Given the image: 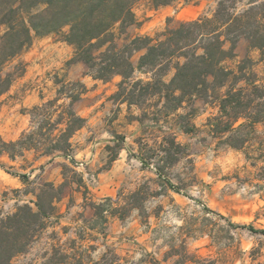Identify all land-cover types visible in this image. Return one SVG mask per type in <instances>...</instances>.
Here are the masks:
<instances>
[{
    "label": "clouds",
    "instance_id": "9594fccd",
    "mask_svg": "<svg viewBox=\"0 0 264 264\" xmlns=\"http://www.w3.org/2000/svg\"><path fill=\"white\" fill-rule=\"evenodd\" d=\"M49 9L0 0V264H264V0Z\"/></svg>",
    "mask_w": 264,
    "mask_h": 264
},
{
    "label": "trees",
    "instance_id": "16d2710c",
    "mask_svg": "<svg viewBox=\"0 0 264 264\" xmlns=\"http://www.w3.org/2000/svg\"><path fill=\"white\" fill-rule=\"evenodd\" d=\"M37 2L50 5L48 13H41L39 16L30 17L29 19V23L36 31L38 37L57 29L66 20L77 16L81 18L82 23L87 24L88 18L91 17L92 13L103 4V0H94L90 8L81 9L79 0H22V7H33ZM55 8H59V10L53 11ZM221 12H223L222 8ZM12 15L14 14H10L6 18H11ZM211 54L214 56L215 50ZM220 78L222 79L223 77Z\"/></svg>",
    "mask_w": 264,
    "mask_h": 264
}]
</instances>
